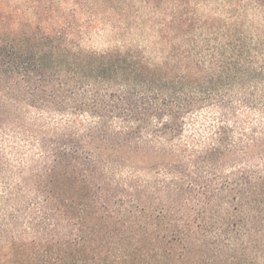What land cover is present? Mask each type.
I'll use <instances>...</instances> for the list:
<instances>
[{"label":"trees","instance_id":"16d2710c","mask_svg":"<svg viewBox=\"0 0 264 264\" xmlns=\"http://www.w3.org/2000/svg\"><path fill=\"white\" fill-rule=\"evenodd\" d=\"M135 1L0 0V264H100L105 246L199 234L214 262L264 264V17L249 18L264 0L228 18L142 0L161 61L84 48L63 21L69 3L125 21Z\"/></svg>","mask_w":264,"mask_h":264},{"label":"rangeland","instance_id":"374dc122","mask_svg":"<svg viewBox=\"0 0 264 264\" xmlns=\"http://www.w3.org/2000/svg\"><path fill=\"white\" fill-rule=\"evenodd\" d=\"M22 13L33 11L34 0H4ZM199 5V12L205 16L228 18L234 6L231 0H192ZM251 0H244L249 3ZM65 8L63 21L74 27L78 43L87 49L104 51L113 48H139L154 61L165 57L163 45L158 39V28L154 21L161 17V12L142 0L135 1V7L124 21L115 11L107 7L89 8L86 4L76 10ZM255 5V3H252ZM3 6V4H2ZM76 7V6H75ZM160 14V15H159ZM264 10L250 8L249 18L257 24L263 23ZM167 18V17H166ZM192 238L188 244L173 243L165 245L158 242L143 241L137 246L103 247L104 258L100 264H225L213 260V249L203 245L201 234ZM167 249V256L158 254L159 248Z\"/></svg>","mask_w":264,"mask_h":264}]
</instances>
